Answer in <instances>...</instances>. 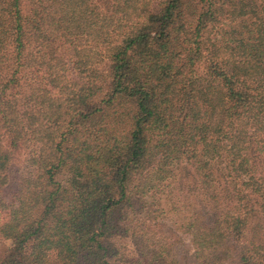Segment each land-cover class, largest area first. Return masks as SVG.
<instances>
[{
    "label": "trees",
    "instance_id": "16d2710c",
    "mask_svg": "<svg viewBox=\"0 0 264 264\" xmlns=\"http://www.w3.org/2000/svg\"><path fill=\"white\" fill-rule=\"evenodd\" d=\"M1 243L264 264V0H0Z\"/></svg>",
    "mask_w": 264,
    "mask_h": 264
},
{
    "label": "rangeland",
    "instance_id": "374dc122",
    "mask_svg": "<svg viewBox=\"0 0 264 264\" xmlns=\"http://www.w3.org/2000/svg\"><path fill=\"white\" fill-rule=\"evenodd\" d=\"M36 151V148L32 149L30 152V156ZM28 156L23 157V160H27ZM160 231L164 233V235L170 238V243L174 244L177 253L183 258V261H192L190 258V245L188 238L186 236H182L177 231H175L171 226L161 227ZM4 248V243L0 244V251Z\"/></svg>",
    "mask_w": 264,
    "mask_h": 264
}]
</instances>
